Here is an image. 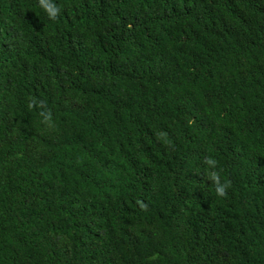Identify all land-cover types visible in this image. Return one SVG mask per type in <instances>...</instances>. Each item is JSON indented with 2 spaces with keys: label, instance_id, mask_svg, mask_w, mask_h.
<instances>
[{
  "label": "trees",
  "instance_id": "1",
  "mask_svg": "<svg viewBox=\"0 0 264 264\" xmlns=\"http://www.w3.org/2000/svg\"><path fill=\"white\" fill-rule=\"evenodd\" d=\"M54 2L0 0V264H264V0Z\"/></svg>",
  "mask_w": 264,
  "mask_h": 264
},
{
  "label": "clouds",
  "instance_id": "2",
  "mask_svg": "<svg viewBox=\"0 0 264 264\" xmlns=\"http://www.w3.org/2000/svg\"><path fill=\"white\" fill-rule=\"evenodd\" d=\"M37 6L50 20L53 21L57 19L61 12L60 7L54 2V0H38ZM41 115H43V113H41ZM45 119L47 120L48 117L45 116ZM206 164L209 166L207 168V176L212 182L215 196L221 199L226 198L228 190L230 189L229 181L217 170L218 165L215 159L208 158Z\"/></svg>",
  "mask_w": 264,
  "mask_h": 264
}]
</instances>
